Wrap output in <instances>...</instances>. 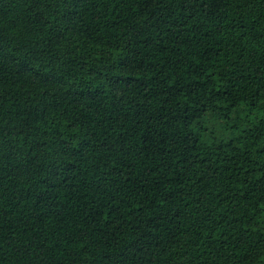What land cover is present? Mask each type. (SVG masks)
<instances>
[{"label":"trees","instance_id":"trees-1","mask_svg":"<svg viewBox=\"0 0 264 264\" xmlns=\"http://www.w3.org/2000/svg\"><path fill=\"white\" fill-rule=\"evenodd\" d=\"M0 264H264V0H0Z\"/></svg>","mask_w":264,"mask_h":264}]
</instances>
